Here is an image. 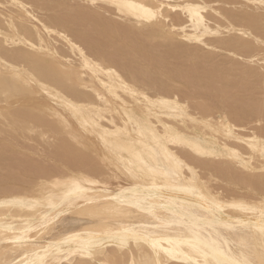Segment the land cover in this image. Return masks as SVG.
Returning <instances> with one entry per match:
<instances>
[{
	"label": "bare ground",
	"instance_id": "obj_1",
	"mask_svg": "<svg viewBox=\"0 0 264 264\" xmlns=\"http://www.w3.org/2000/svg\"><path fill=\"white\" fill-rule=\"evenodd\" d=\"M47 1L19 0V3L28 7L7 8L5 12L4 7H0V124L11 131L14 130V133L19 130L18 136L29 139L30 142L34 137L35 139L38 137L35 141L41 140L40 144L45 142L49 148H52L54 158L46 156L47 160L52 159L59 165L48 168L50 165L45 167L39 164L41 162L37 163L31 158L16 159L17 157L12 155L6 145H0V162L14 161L11 169L3 166L7 170L4 168L5 173L0 172V195L10 196V199L23 202V206L13 205L8 210L0 209V221L5 222L4 226L11 225L16 233L22 232L28 223L34 220L40 221L43 217L57 212V208L49 206V200L58 208L64 207L60 203V198L69 191L70 183L66 182L73 180L79 182V178L93 177L107 181L109 184L107 189H102L96 184H81V187L89 189L86 195L95 197L91 205L77 199L71 210L57 212L58 221L65 214L74 215L77 220H73L72 224H65L55 233H52L53 230L44 229L29 233L27 243H34L39 238V243L47 248L49 243H55L63 236L79 233L80 241L71 242L74 249L80 246V242L91 241L93 248L102 249L105 253L112 249L119 251L122 249L118 247L120 237L116 233H122L123 229L114 225L126 224L133 230L139 229L144 236L149 237L147 242L144 239L126 240L125 248L128 249L130 259L134 253L137 257L140 255L141 249H138V243L152 252L153 242L158 241L157 250L162 256H166L169 264H204L205 260L210 264H238L241 261L244 264H264V216L261 215V203L264 200L261 196V191L264 190V156L260 154L259 144L264 140V126L260 125L261 114L256 110L257 104L256 108L251 107L255 104H248L251 109L247 108L250 113L255 114L256 118L253 121L256 125L251 123L253 126L251 124L250 127L245 126L242 121L248 111L241 110L240 108L243 107L240 106L237 107L240 110L235 108L229 113L226 111L224 114L226 121L223 125L220 123V114L217 111L214 112L217 117L215 124L205 125L195 119L197 108L189 106L192 102L188 99L187 102L181 101L180 95L177 96L172 92L174 90L168 88H172V82L175 85L179 83L174 82L175 76L167 66L166 68L162 66V61L158 59L157 64L147 65V58L139 57L138 46H135L139 44L135 43L136 39H142L149 43L152 53L156 47H158L156 50L161 48L154 40L163 39L174 46L185 41L197 47L201 45L207 49L221 50L222 47L220 48L218 43V46L213 45L205 37L209 34L214 36L222 30L233 33L231 37L221 39L227 46V52L237 55V51L250 50L249 44L243 38L245 36L252 37L253 42L264 45L262 19L243 13L239 15L232 11L222 10L221 13L219 9H223L222 6L214 8L211 5L220 0H172L171 5L163 9V21L159 19L150 21L143 18V8L158 2L168 3L169 0H98L100 5L107 6V9L111 8L120 18L141 25L143 29L145 27L144 30L139 31L135 28L136 25L129 21L128 23L132 25L127 24L130 26H116L115 21L104 22L105 20L102 21V18L99 19L96 12L94 13L95 10L92 12L83 5V7H67L69 6L67 4L71 3L67 0H50L65 5L73 18L78 16V19L87 23L88 20L92 21L95 18L97 20L95 28L107 32L105 38L99 34L104 41L98 43L94 42L96 39L90 41L89 37L88 41L81 39L80 34L84 27L75 26L67 16L66 18L56 15L42 17L36 15L33 7L46 8ZM241 1L246 6L264 7L257 0ZM182 3L193 5L201 3L209 7L207 11L200 12V17L203 19L198 22L195 15L182 10ZM0 4L11 5V0H0ZM210 10L222 17L225 22L222 23L215 19L216 17L210 19L209 14L211 16L213 13H209ZM172 13L174 16L177 13L183 14L185 20L181 23L179 22L181 20L176 18L178 16H175L176 19L171 18ZM215 13L213 14L216 15ZM33 16L35 19L32 18ZM114 18L112 17V20ZM123 20L119 21L123 22ZM164 25H169L167 31L174 34H163ZM205 28L208 29L207 34ZM118 35L122 37L119 38ZM92 36L97 35L92 33ZM59 41L61 46L57 44ZM159 50L156 53L161 54ZM206 51L211 54V51ZM93 57L114 67H105L93 60ZM201 57L206 61L212 59L210 55ZM158 61L161 64H158ZM247 61L250 62L248 59ZM171 70L173 71V68ZM181 71L183 73V70ZM243 72L247 76L252 70L245 69ZM213 77L212 75L211 79ZM25 80L30 82L25 83ZM185 80L187 82L188 79ZM129 82L138 85L141 92L134 95L135 90H130L132 85ZM251 83L253 84V81ZM151 86L157 88L155 93L149 91ZM195 86L201 90L200 86L196 84ZM251 90H247L248 94L244 92V95L248 96ZM5 91L10 93L7 102L3 96ZM263 92H260V97ZM231 93L225 95L235 100L232 99ZM186 95L183 97L185 98ZM237 100L239 102L240 98ZM173 102L187 104V112L175 110ZM194 102L196 101H193V107ZM242 103L245 105L246 102ZM229 128L231 132L228 131ZM32 132L36 133V136H30L32 138H29L28 134L25 136V133L32 134ZM49 133L60 137H57L56 141ZM45 137H48L47 141L44 140ZM18 141L23 140L15 139L16 143L14 142L13 146L22 148ZM40 144L39 148L42 147ZM43 148L40 150L44 152ZM28 152L32 151L27 150L26 153ZM177 161L182 165L179 169H177ZM145 165L155 171L149 172ZM132 172L136 175H132ZM16 178L21 182L16 183ZM98 191L102 194L96 196ZM118 195L120 199H113ZM107 204L125 209V215L118 220L112 213H105L102 207ZM57 220H53V223ZM169 241L173 243L170 244ZM67 248L68 245H64L60 250L62 259ZM163 249L172 250L173 255L168 256ZM36 251L40 256L44 255L40 249ZM22 255L28 254L22 253ZM70 258L79 260L89 257L74 255ZM16 259H21V256H17Z\"/></svg>",
	"mask_w": 264,
	"mask_h": 264
},
{
	"label": "rangeland",
	"instance_id": "obj_2",
	"mask_svg": "<svg viewBox=\"0 0 264 264\" xmlns=\"http://www.w3.org/2000/svg\"><path fill=\"white\" fill-rule=\"evenodd\" d=\"M27 1V0H26ZM49 1V2H48ZM47 1V7L46 8H42V9H39V8H37V7H33V10H34V12H35V14L36 15H38L39 17H42V16H45V15H48V16H50V15H56V16H63V17H68V18H70L71 19V21H72V23L73 24H75V26H81V27H84L83 29V31H82V33L80 34V37H81V39L83 38V40H87L88 41V39L90 38V41H94L95 39L97 40H95L94 42H98V43H101V42H103L104 41V38L106 37V31H100V30H98V29H96L95 28V23H96V19H95V21H94V19H92V21H91V19L90 20H88V23L85 21L84 22V20H80V19H78L79 17L78 16H76L77 18H73V17H71V13H70V11H69V9L67 8V7H75V6H84V8H87V9H89L90 11H92L93 12V10H95L94 11V13L96 12V15H97V17L99 18V19H101L102 21L103 20H105L104 22H108L109 21V23H113L114 21H115V23H114V25H116V26H121V27H123L124 25L125 26H130V25H136V24H134L132 21H129V20H127V19H124V20H126V21H124L122 18H120L111 8H108L107 9V6L105 7V6H102V7H96L95 9L94 8H91V7H86L85 6V3H83L84 1L83 0H67V2H71V3H68L67 5H69V6H65V5H63V4H60V3H58V4H56V2H52V1H50V0H48ZM56 1V0H55ZM76 1V2H75ZM79 2V3H78ZM243 1H241V0H220V1H218V2H216V3H212L211 5L215 8V7H217V8H220L221 6H222V8L223 9H219V11L221 12V13H223V11L225 10V11H232V12H235V13H237V14H239V15H241V13H243V14H246V15H251L252 17H256V18H260L261 19V11H260V9L261 8H255V7H253V6H251V5H247L246 6V4L243 2ZM73 3V4H72ZM76 3V4H75ZM226 3V4H225ZM55 4V5H54ZM81 4V5H80ZM8 5V4H7ZM53 5L55 6L54 8H53ZM74 5V6H73ZM233 5V7L234 6H236V7H234V8H232L231 6ZM62 6V7H61ZM82 6V7H83ZM220 6V7H219ZM240 6V7H239ZM252 7V8H251ZM6 8V9H5ZM7 8H12V6H8V7H4V12H5V10H7ZM50 8H51V10H50ZM91 8V9H90ZM106 8V9H105ZM237 8V9H236ZM59 9H60V11H59ZM63 9V10H62ZM97 9V10H96ZM112 10V12H114L113 14H110V13H112L111 12V10ZM42 10V11H41ZM45 10V11H44ZM62 10V11H61ZM106 10V11H105ZM108 10V11H107ZM223 10V11H222ZM256 10V11H255ZM38 11V12H37ZM40 11H41V13H40ZM67 12H68V14H67ZM215 13L214 11H212V10H210L209 11V13ZM98 13V14H97ZM103 13H105V14H103ZM212 13V15L210 16V14H209V18L211 19L212 17L214 18V17H216L215 19H218L219 21H221L222 23L223 22H225V21H223L224 19L222 18V17H220L218 14H216V15H214ZM41 14V15H40ZM64 14V15H63ZM108 14V15H107ZM109 14H110V17H108L109 16ZM104 17H103V16ZM179 15H180V17H179ZM183 14H181V13H177V14H175V16H178V17H176V18H178V19H180L181 21H184L185 20V16L183 17L182 16ZM259 15V16H258ZM118 16V17H117ZM171 18H175V16H174V13H172L171 14ZM66 17V18H67ZM106 17V18H105ZM109 18V20H108V18ZM112 17L114 18H117V19H115L114 18V20H112ZM181 17H182V19H181ZM221 19H220V18ZM175 18V19H176ZM184 18V19H183ZM123 20V22L122 21H119V20ZM215 19H214V21H215ZM74 20V21H73ZM111 20V21H110ZM213 20V19H212ZM212 20H211V22H212ZM128 21L129 22H131L132 24H130V23H128ZM263 22H264V20H262ZM92 22V23H91ZM94 22V23H93ZM119 22V23H118ZM121 22V23H120ZM126 22V23H125ZM125 23V24H124ZM130 24V25H128V24ZM88 24V25H87ZM123 25V26H122ZM92 26V27H91ZM143 26H139V25H136V27L135 28H138L139 29V31H140V29L141 30H144L145 29V27H144V29L142 28ZM137 29V30H138ZM91 31H92V33L96 36V37H94V36H92V33H91ZM96 33V34H95ZM228 32H225V31H223L222 32V30H221V32L220 33H218V34H214V36H213V34H209V35H207V37H205V39H207V41L208 42H211V44H213V45H217V43H218V45L220 46V48H221V50L223 49H225V51H226V53H225V51H221L220 49H217V50H215V49H207V48H205V47H203V46H201V45H198V47L195 45V44H193V43H188V42H186L185 43V41L183 42H179L176 46H174V45H170V44H168L165 40L163 41V39H162V41H161V39H155L154 41H156V44H157V42H158V44H157V46L159 45V47H161V48H159V49H157L156 50V48H158V47H156L155 48V51H152V53H151V50H152V48H149V46H148V42L146 43L144 40H142V39H136V41L137 42H135V43H139L138 45H136L135 44V46L137 47V54H138V56L139 57H142V56H144V57H146L147 58V65H149V66H153V65H155V64H157L156 62V60L158 59L159 61L161 60L162 61V64L159 62L158 64H161L162 66H164L165 68H166V66H167V69H169L170 70V72L173 74V76H175V80H174V82H178L179 84H176L175 85V83L174 84H172L171 83V86H172V88H170V87H168L169 89H171V91L172 90H174V91H172L174 94H178V95H180L179 96V98L182 100V101H186L187 102V99H188V101H190V102H192L191 104L189 103V106L190 105H192L191 106V108H196V106L194 105V107H193V101L195 100L196 101V99L198 98V97H200V98H206L207 99V101L209 100V103L210 104H214L213 106H214V108L216 109V111L221 115V114H226V111L229 113V112H231L232 111V109H233V111L235 110V108H236V110H242V109H244L246 112L248 111L247 110V108H249V109H251V107H252V109L255 107L256 108V104H257V107H258V109H256V110H258V112L261 114L260 115V117H261V119H262V116L264 117V115H262V113L264 114V102H262V100L264 101V92H263V94H261V97H260V92L262 93V91H264V64H263V62H264V45L262 44V43H257V42H253L254 40L252 39V37H247V36H245V37H243L244 38V40H246V42L249 44V51H237V55H232V54H230L229 52H227V50L228 49H226L227 48V46L222 42L223 40L222 39H225V38H229V37H231V35H233V33H228ZM90 34V35H89ZM102 35L101 37H100V35ZM89 35V36H88ZM218 35V36H217ZM119 36V38H121L122 37V35H118ZM89 37V38H88ZM132 37V36H131ZM215 37V38H214ZM223 37H225V38H223ZM212 38V39H211ZM222 38V39H221ZM248 38V39H247ZM132 39H133V37H132ZM251 39V40H250ZM143 41V43H140V42H142ZM140 41V42H139ZM218 41V42H217ZM145 42V43H144ZM182 43V44H181ZM57 44H59V46H61V42L59 41ZM144 46H143V45ZM148 46H146V45ZM166 46H165V45ZM168 44V45H167ZM187 45V47H185V45ZM189 44H191V45H189ZM193 44V45H192ZM142 45V46H141ZM162 45V46H161ZM217 45V46H218ZM251 45H252V48H251ZM190 46V47H189ZM147 47V49H145ZM168 47V48H167ZM174 47V48H173ZM180 49V50H178V48ZM181 47V48H180ZM224 47V48H223ZM140 48V49H139ZM219 48V47H218ZM255 48V49H254ZM199 49V50H198ZM140 50V51H139ZM148 50H149V52H148ZM158 50H159V52H161V54H158V53H156V52H158ZM163 50H164V52H163ZM185 52H184V51ZM195 52H194V51ZM206 50H208V51H211L210 53L211 54H209V52H207ZM175 51V53H173ZM200 51V52H199ZM252 51V52H251ZM260 51V52H259ZM142 52H144V53H142ZM154 52H155V54H154ZM169 53V55H168V53ZM181 52V53H180ZM197 52H199V53H197ZM204 52H206L207 54H205ZM216 52V53H215ZM221 52V53H220ZM224 52V53H223ZM246 54H245V53ZM256 52H258V53H256ZM146 53V54H145ZM171 53V54H170ZM173 53V54H172ZM215 53V54H214ZM141 56H140V55ZM162 54H163V56H162ZM177 54V55H176ZM182 54V55H181ZM183 54L185 55V56H183ZM197 54H198V56H197ZM201 54V55H200ZM202 54H204V55H202ZM228 56H227V55ZM242 54V55H241ZM158 55V56H157ZM168 55V56H167ZM174 55V56H173ZM191 56V57H195L197 60H198V64L196 65V67H195V69L193 70V71H191V72H189L188 70H187V68H186V66L184 65V63H183V60H184V58L185 57H188V56ZM208 55H210L211 57H212V59H210V60H205V59H203L201 56H208ZM221 55V56H220ZM224 55V56H223ZM247 55V56H246ZM254 55V56H253ZM259 55H261V56H259ZM149 56H151L150 58H149ZM164 57V58H162V57ZM176 56H179V57H176ZM227 56V57H226ZM229 57V58H228ZM236 57V58H235ZM238 57V58H237ZM143 58V57H142ZM152 58H153V60H152ZM172 58H173V60H172ZM182 60H181V59ZM201 58V59H200ZM231 58H233V59H231ZM240 58H242L241 60H240ZM245 58V59H244ZM148 59H149V61H148ZM166 59V60H165ZM231 59V60H230ZM247 59L248 60H250V62L249 61H247ZM181 60V61H180ZM219 60H220V62H219ZM238 60H240V61H238ZM246 60V61H245ZM150 61H152V63H150ZM154 62V63H153ZM168 62V63H167ZM226 62V63H225ZM246 64H244V63ZM256 62V63H255ZM262 62V63H261ZM166 63V64H165ZM216 63V64H215ZM178 64H180V65H178ZM236 64V65H235ZM242 64V65H241ZM259 66H258V65ZM174 65V66H173ZM177 65V66H176ZM252 65V66H251ZM242 66V67H241ZM261 66V67H260ZM176 67V68H175ZM204 67V68H203ZM222 67H225V68H222ZM244 67V68H243ZM246 67H248V68H246ZM251 67V68H250ZM253 67V68H252ZM259 67V68H258ZM173 68V71L171 70ZM180 70H179V69ZM206 68V69H205ZM214 68V69H213ZM222 68V69H221ZM243 68V69H242ZM263 68V69H262ZM206 70V72H205V70ZM237 69H240V70H237ZM245 69H251L252 70V73L250 74V75H247L246 76V74H245V72H243ZM254 69V70H253ZM262 69V70H261ZM181 70H183V73H182V71ZM184 70H187L186 72L184 71ZM197 70V71H196ZM202 70V71H201ZM222 70H224V71H222ZM261 70V71H260ZM241 71V72H240ZM255 71V72H254ZM225 72H227V73H225ZM239 72V73H238ZM190 73V74H189ZM192 73H194V74H192ZM201 73H202V75H201ZM211 73H213V74H211ZM217 73V74H216ZM258 73V74H257ZM259 73H261V74H259ZM182 76H181V75ZM207 74V75H206ZM210 76H209V75ZM231 74V75H230ZM243 74V75H242ZM191 75H192V77H191ZM199 75V76H198ZM212 75L216 78H212L211 79V77H212ZM236 75H238L237 77H236ZM241 75V76H240ZM254 75V76H253ZM255 75H257V76H255ZM259 75V76H258ZM261 75H263L261 78H260V76ZM152 77H153V75H151ZM187 78L188 80H187V82H189V83H187L186 82V80H185V78ZM208 76V77H207ZM155 77H156V75H155ZM180 77V78H179ZM193 77H194V79H193ZM204 77V78H203ZM207 77V78H206ZM217 77H218V79L220 80H217ZM236 77V78H235ZM254 79H253V78ZM177 78V79H176ZM197 78V79H196ZM210 78V79H209ZM244 78H246V79H244ZM256 78V79H255ZM200 79V80H199ZM241 79H244V80H241ZM261 79H263V80H261ZM178 80H180V81H178ZM194 80H195V82H194ZM222 80V81H221ZM226 80V81H225ZM233 82H232V81ZM235 80V81H234ZM246 80V81H245ZM247 80H249V82L247 81ZM184 81V82H183ZM203 81V82H202ZM251 81H253V84L251 83ZM261 81H263V82H261ZM176 82V83H177ZM207 82V83H206ZM229 82V83H228ZM236 82V83H235ZM239 82V83H238ZM242 82H243V85H242ZM246 82H248V83H246ZM183 83V84H182ZM185 83H187L186 85H185ZM192 83V84H191ZM218 83L220 84V85H218ZM223 83V84H222ZM259 83V84H258ZM194 84V85H193ZM195 84L196 85H198V86H200L201 87V90H200V88L198 89V88H196L197 86H195ZM206 84V85H205ZM222 84V85H221ZM235 86H234V85ZM181 85V86H180ZM184 85H185V88L187 89H185L184 88ZM205 85V86H204ZM225 85V86H224ZM242 85V86H241ZM247 85V86H246ZM252 85H253V87H254V89H253V87H252ZM255 85V86H254ZM260 87H259V86ZM220 86V87H219ZM231 86V87H230ZM233 86L235 87V88H237V91L233 88ZM244 86V87H243ZM250 86V87H249ZM258 86V87H257ZM181 87V88H180ZM205 87H207V88H205ZM221 87H222V89H221ZM243 87V88H242ZM252 87V88H251ZM256 87V88H255ZM263 87V88H262ZM154 88V89H153ZM195 88V89H194ZM203 88H205V89H203ZM213 88H215V90L213 89ZM220 89V90H218V89ZM229 88V89H233V90H227V89ZM258 88H259V90H258ZM263 90H262V89ZM156 87H154V86H151L150 87V89H149V91L150 92H152V93H155L156 92ZM181 89H185L184 91L188 94V95H186V93L185 92H183V90H181ZM193 89V90H192ZM208 89V90H207ZM226 89V90H225ZM249 91V89H252L249 93V95H252V96H245L244 95V92H247V90ZM257 91H256V90ZM175 90H177V92L175 91ZM192 92H191V91ZM197 90V91H196ZM205 90H207V91H205ZM211 92H210V91ZM255 92H254V91ZM180 91V92H179ZM202 93H201V92ZM219 91V92H218ZM223 91V92H222ZM237 93V94H239V93H241V94H239V95H237V94H235V92ZM241 91V92H240ZM176 92V93H175ZM180 94H179V93ZM182 92V93H181ZM206 94H205V93ZM210 92V93H209ZM213 92L216 94H213ZM223 93V94H221V93ZM232 92V93H231ZM256 92H258L257 94H256ZM185 93V94H184ZM195 93V94H194ZM197 93H198V95H197ZM204 93V94H203ZM225 93H231V96H232V99H234L235 98V100H231V98H229V97H227V94L225 95ZM253 93V94H252ZM182 94H184V95H186L185 96V98L183 97L184 95H182ZM210 94V96H208ZM211 94H213L212 96H211ZM221 94V95H220ZM233 94V95H232ZM246 94V93H245ZM247 94H248V92H247ZM181 95H182V97H181ZM193 95V96H192ZM206 95V96H205ZM215 95V96H214ZM230 95V94H229ZM237 95V96H236ZM257 95H259V96H257ZM215 98H214V97ZM224 96V97H223ZM230 96V97H231ZM245 96V97H244ZM189 97V98H188ZM193 97V98H195V99H193L192 98V100H191V98ZM197 97V98H196ZM214 99H212V98ZM242 97H244V98H242ZM256 99H255V98ZM259 97V98H258ZM224 98V99H223ZM240 98V103L238 102V100L237 99H239ZM248 98V99H247ZM217 99V100H216ZM245 99V100H244ZM247 99V100H246ZM219 100V101H218ZM223 100H224V102H225V104H224V102H223ZM243 100V101H242ZM261 100V101H260ZM214 101V102H213ZM231 103H230V102ZM235 101V102H234ZM236 101H237V103H236ZM256 101V103H254ZM213 102V103H212ZM242 102H246L245 103V105H246V107H245V105H244V103H242ZM249 102V103H248ZM262 102V103H261ZM216 103V104H215ZM231 105H229V104ZM236 103V104H235ZM242 103V104H241ZM260 103H261V106H260ZM194 104H195V102H194ZM219 106H218V105ZM227 104V106H224V105H226ZM240 104V105H239ZM250 104H255L254 106H251V107H248ZM238 105V106H237ZM244 105V106H243ZM235 106V107H234ZM243 107V108H237V107ZM263 106V107H262ZM227 107H228V109H227ZM234 107V108H233ZM261 107V108H260ZM260 108V109H259ZM223 109V110H222ZM263 109V110H262ZM231 110V111H230ZM259 110H261V112L259 111ZM221 112H223V113H221ZM242 112V111H241ZM227 113V114H228ZM250 114H252V115H250ZM255 114H253L252 112L250 113L249 111H248V113H247V116H245L244 117V119H243V121L242 122H244V123H242V124H244L246 127H250L251 125L253 126V124H251V123H255V125H256V122H254L253 121V119L254 118H256L255 116H254ZM250 117V118H249ZM246 119V120H245ZM249 119V120H248ZM250 119H251V121H250ZM245 120V121H244ZM250 123H249V122ZM248 123V124H247ZM251 124V125H250ZM247 125H249V126H247ZM260 125L262 126V124L260 123ZM0 126H1V128H2V132L0 133V142H1V144L0 145H6V148H9L10 150H11V153H13L12 155L14 156H16L15 158L16 159H20V158H31V160H34L35 162H37V163H39V162H41V163H39V164H41V165H43V166H45V167H48L49 165V167L48 168H55V167H58L59 165H57V164H55V162L54 161H52V159H50V160H47V157L49 156V157H53V153L51 152L52 151V148L50 147H48L46 144H45V142H42L41 144H40V142H41V140L38 142V141H35L36 139H38V137H36V139H35V137L34 136H36V133H34V132H32V134H30V133H25V136L28 134V136H29V138H32V137H30V136H32V135H34L33 137V139L31 140V142H30V140L29 139H24L23 137H21V136H18L19 134L18 133H20V131L19 130H16L17 131V133H16V131H15V133L17 134V136H16V134L14 133V130H12L11 131V129H7V128H4L1 124H0ZM264 126V125H263ZM8 130V131H7ZM11 131V132H10ZM3 133V134H2ZM6 134V135H5ZM3 135V136H2ZM5 135V136H4ZM9 135V136H8ZM14 135V136H13ZM49 135H51V137L52 138H54L56 141H57V137L59 138L60 137V135H57V134H50L49 133ZM8 137V138H7ZM12 138V140H11V138ZM15 137V138H14ZM19 137V138H18ZM5 138H7V139H5ZM23 140H21V139ZM15 139H16V141H17V139L18 140H20V141H22V142H19L18 141V143H19V145L22 147V148H16L15 146H13L14 145V142H15ZM3 141H6V143H3ZM56 141H54V142H56ZM33 142V143H32ZM38 144H37V143ZM10 143V144H9ZM16 143V142H15ZM24 143V144H23ZM27 143H30V144H27ZM8 144V145H7ZM33 144H35V146H36V148H35V146L33 145ZM39 144L42 146H40L41 148H39ZM32 145H33V147H32ZM46 145V146H45ZM29 146H30V148H29ZM45 146V147H44ZM26 147V148H25ZM44 147V148H43ZM15 150V151H13V149ZM44 149V152H43V150H40V149ZM48 148V149H47ZM19 149H21L20 151H19ZM26 151H25V150ZM35 149L37 150V151H35ZM24 150V151H23ZM27 150L29 151V150H31L32 152H28V153H26L27 152ZM39 150V151H38ZM23 151V152H22ZM46 151V152H45ZM48 151V152H47ZM20 152V153H19ZM25 152V153H24ZM38 152V153H37ZM19 155H18V154ZM22 153V154H21ZM31 153H32V155H31ZM25 154H28V156L26 155L25 156ZM33 154H34V156H33ZM40 154H41V156H40ZM21 155V156H20ZM31 156V157H30ZM33 156V157H32ZM36 156V157H35ZM47 156V157H46ZM20 157V158H19ZM36 159H35V158ZM46 157V158H45ZM33 158V159H32ZM44 158V159H43ZM54 158V157H53ZM39 159V160H38ZM42 159V160H41ZM46 160H47V162H46ZM11 160H5V163H6V165H5V163H4V161H2V162H0V172H2V173H5V171L7 170V169H11V167H13L14 166V161H12V163L10 162ZM45 161V162H44ZM10 162V163H9ZM53 162H54V165H53ZM2 164V165H1ZM10 165H12V166H10ZM53 165V166H52ZM3 166H5V167H7V169L5 170L4 168H3ZM4 170H2V169ZM13 169V168H12ZM256 171H258V170H256ZM17 179V178H16ZM15 179V181H16V183L18 182H21L20 180H19V178L16 180ZM77 220V217L76 216H74V215H70V214H65V215H63L62 216V219L59 221V223L56 225V227H55V229L52 231V233H55V232H57L58 230H60L62 227H64L65 226V224H72L74 221L73 220ZM78 222V221H77Z\"/></svg>",
	"mask_w": 264,
	"mask_h": 264
},
{
	"label": "snow or ice",
	"instance_id": "obj_3",
	"mask_svg": "<svg viewBox=\"0 0 264 264\" xmlns=\"http://www.w3.org/2000/svg\"><path fill=\"white\" fill-rule=\"evenodd\" d=\"M257 2L261 5H264V0H257ZM171 3L172 0H169L168 3L158 2L156 4H149L147 7L143 8V18L150 21H154L156 19L163 21V9L169 7ZM8 6L23 9L28 7L25 4L19 3V0H11V5L0 4V7ZM85 6L92 8L102 7V5L98 3V0H90V2L85 3ZM208 7V5L201 3H197L195 5H193L192 3H182V10L195 15L198 18V22L203 19L202 17H200V12L207 11ZM260 11L261 19L264 20V7H262ZM32 18L35 19L34 16ZM179 22L182 23L183 21ZM168 28L169 25H164L165 31L163 34H174L167 31ZM205 33H208L207 28H205ZM5 39L7 40V37H5ZM76 42L79 43V41ZM85 51L87 50L85 49ZM93 60L98 61L99 64H103L105 67H114L110 63H106L104 61L99 60V58L97 57H93ZM183 63L186 66L187 70L191 72L195 69L196 65L198 64V60L195 57L188 56L184 58ZM29 82L30 81L25 80V83ZM129 83L132 85V89L130 90H135L133 91L134 95L138 92H141L138 85L132 82ZM3 96L5 102H7L10 93L8 91H5L3 93ZM177 96L179 95L177 94ZM145 99H147V96L145 97ZM149 103H152V101H149ZM161 103H167V101H161ZM173 103L175 104V110L180 112H187V104H182L180 102ZM195 106L197 108V111L195 113V119L197 121L203 122L205 125L215 124V120L217 117L214 115V112L216 111V109L212 104L207 101L206 98L198 97L196 99ZM219 120L221 125H223L226 121V117L221 114L219 116ZM261 124L264 125V117H262L261 119ZM228 131L231 132V128H229ZM47 139L48 137L44 138L45 141H47ZM259 144L261 145L260 154L264 156V140H261ZM176 164L177 169L182 166L179 164L178 161L176 162ZM145 167L148 168L147 165H145ZM148 171L154 172L155 169L148 168ZM189 171H191V169H189ZM131 174L136 175L135 172H132ZM193 175H195V173H193ZM57 183H59V181H57ZM66 183H70L69 191L65 194V196L60 198V203L63 204L64 207L58 208L57 205L52 204L51 200H49V206L57 208V212H63L65 209L71 210L74 207L77 199L84 200L88 202L89 205L92 204V201L95 197L86 195L85 193H87L89 189L87 187H81V184H96L102 189H107L109 184L107 181H102L101 179L93 177H91L90 179L79 178V182L73 180L71 182ZM182 190L190 191L191 189ZM101 194L102 192L98 191L96 193V196H99ZM120 195H118L117 197H113V199H120ZM261 196L264 197V190L261 191ZM71 197H74L75 199H70ZM13 205L23 206V202L15 199H10V196L0 195V209L8 210ZM57 212H53L52 214L43 217L40 221L34 220L31 223H28L27 226L24 227L23 231L20 233H16L11 227V225L5 227V222L0 221V246H2V253H0V264H65V260L66 264H169V261L166 259V256H162L160 251L157 250L158 241L153 242L152 252H149L147 249H144L143 246L138 243L137 247L138 249H141L140 255L137 257L134 253L130 259L128 256V249L125 248L126 240L130 238L137 239V241H139L140 239H144L145 242H147L149 237L144 236L139 229L133 230V228H129L126 224L114 225V227H119L123 229L122 233H116V235L120 237V243L118 247L122 250L119 251L117 249H112L111 251L105 253L102 251V249L93 248L91 241L80 242V246L74 249L71 242L80 241L79 233L63 236L62 239L56 240L55 243H49L47 248H44L39 243V238L34 243H27L29 233H35L40 229H44L45 231H52L55 229L56 225L59 223V221L57 220ZM125 213L126 210L124 213H121L120 211H115L112 214L116 216V218L119 220L125 215ZM261 215L264 216V200H262L261 203ZM53 220H57V222L53 223ZM49 225H51V227H49ZM9 236L11 237L10 239ZM169 243L171 244L173 243V241H169ZM64 245H68V248L67 251L63 253L64 258L62 259L60 256V250ZM36 249H40L41 251H43L44 255L40 256ZM163 251L168 256L173 255L172 250L170 249H163ZM22 253H27L28 255L24 256L22 255ZM74 255H87L89 258L79 260L70 258ZM17 256H21V259L17 260ZM204 264H210V262L205 260Z\"/></svg>",
	"mask_w": 264,
	"mask_h": 264
},
{
	"label": "clouds",
	"instance_id": "obj_4",
	"mask_svg": "<svg viewBox=\"0 0 264 264\" xmlns=\"http://www.w3.org/2000/svg\"><path fill=\"white\" fill-rule=\"evenodd\" d=\"M90 0H84V3H88ZM102 211L105 213H113L115 211H120L121 213L125 212V209H118L115 205L107 204L102 207ZM238 264H244V262H238Z\"/></svg>",
	"mask_w": 264,
	"mask_h": 264
}]
</instances>
